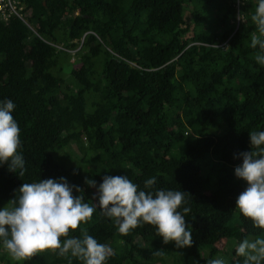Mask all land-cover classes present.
Returning <instances> with one entry per match:
<instances>
[{"label": "trees", "instance_id": "trees-1", "mask_svg": "<svg viewBox=\"0 0 264 264\" xmlns=\"http://www.w3.org/2000/svg\"><path fill=\"white\" fill-rule=\"evenodd\" d=\"M22 3L36 32L15 17L0 21V100L16 105L25 174L0 165V207L39 177L64 176L92 203L85 177L98 185L127 175L143 188L155 176L154 187L189 193L192 245L165 244L149 224L120 234L97 208L82 226L113 249L107 264H242L236 239L264 235L235 209L246 186L234 175L238 154L249 132L264 130V67L250 47L255 0ZM0 264L69 262L49 249L15 261L0 247Z\"/></svg>", "mask_w": 264, "mask_h": 264}, {"label": "clouds", "instance_id": "clouds-1", "mask_svg": "<svg viewBox=\"0 0 264 264\" xmlns=\"http://www.w3.org/2000/svg\"><path fill=\"white\" fill-rule=\"evenodd\" d=\"M246 3V0H242ZM23 4V3H22ZM22 9H5L0 21L8 24L11 17L20 19L33 32L29 13ZM237 19L244 21L241 13ZM255 31L250 47L258 50L254 56L264 67V0H255L251 13ZM16 105L11 99L0 100V165L19 177L25 174V158L21 129L13 117ZM241 163L234 168V175L245 181L246 186L235 200V209L251 220L254 227L264 230V130L249 132V150L238 154ZM156 177L144 181L141 188L127 175H104L102 181L85 177V184L96 188L92 203L86 202L83 191L72 185L64 176L23 183L15 189V196L0 207V247L15 261L29 258L46 249L68 259L76 258L83 264H107L113 249L90 235L82 225L90 221L100 208L120 234L127 235L138 226L149 224L162 237L165 244L174 242L176 248L190 247L193 243L192 227L186 222L190 212L187 192L181 189L157 188ZM77 193L76 195L73 192ZM18 193V195H17ZM79 226L80 234L70 230ZM250 233L249 228H244ZM247 232H242L247 234ZM61 237H64L62 240ZM223 242L221 239L217 242ZM235 253L242 257V264H264V235L255 238L240 236ZM158 254V253H157ZM156 264H159L158 262ZM207 264H229L223 256L207 261Z\"/></svg>", "mask_w": 264, "mask_h": 264}, {"label": "built area", "instance_id": "built-area-1", "mask_svg": "<svg viewBox=\"0 0 264 264\" xmlns=\"http://www.w3.org/2000/svg\"><path fill=\"white\" fill-rule=\"evenodd\" d=\"M22 5V0H0V16L6 17L5 9L10 8V11L15 12L16 8L22 9Z\"/></svg>", "mask_w": 264, "mask_h": 264}, {"label": "rangeland", "instance_id": "rangeland-1", "mask_svg": "<svg viewBox=\"0 0 264 264\" xmlns=\"http://www.w3.org/2000/svg\"><path fill=\"white\" fill-rule=\"evenodd\" d=\"M236 243H238V241H236ZM222 246H223V242L221 241L218 243V247H222Z\"/></svg>", "mask_w": 264, "mask_h": 264}]
</instances>
